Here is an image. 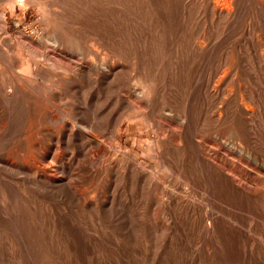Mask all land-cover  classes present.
I'll use <instances>...</instances> for the list:
<instances>
[{"label": "rangeland", "instance_id": "rangeland-1", "mask_svg": "<svg viewBox=\"0 0 264 264\" xmlns=\"http://www.w3.org/2000/svg\"><path fill=\"white\" fill-rule=\"evenodd\" d=\"M0 264H264V0H0Z\"/></svg>", "mask_w": 264, "mask_h": 264}]
</instances>
